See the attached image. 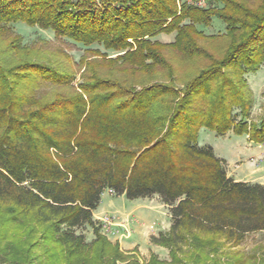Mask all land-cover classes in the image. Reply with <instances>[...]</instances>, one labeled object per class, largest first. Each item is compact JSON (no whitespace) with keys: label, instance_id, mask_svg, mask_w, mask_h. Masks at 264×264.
Listing matches in <instances>:
<instances>
[{"label":"trees","instance_id":"obj_1","mask_svg":"<svg viewBox=\"0 0 264 264\" xmlns=\"http://www.w3.org/2000/svg\"><path fill=\"white\" fill-rule=\"evenodd\" d=\"M204 1L202 9L187 0H0V25L23 23L96 55L115 53L109 62L133 73L164 69L172 77L163 45L154 40L160 34L175 32L170 46L205 57L192 36L217 18L229 41L223 56L208 58L180 96L169 84L137 91L105 78L99 61L81 59L85 69L75 88V75L60 66L31 59L7 66L1 56L26 49L16 35L0 53V206L31 227L25 264L39 247L44 260L38 264L126 260L101 237L93 218L106 190L128 200L156 196L167 209L168 231L150 242L169 249L170 263L152 257L147 264H189L176 253L197 235L238 246L248 234L264 232V185L228 177L212 147L198 145L202 128L264 144V117L248 121L253 103L243 79L264 63V4ZM88 228L94 236L89 243ZM30 230L32 237L41 230L37 243Z\"/></svg>","mask_w":264,"mask_h":264},{"label":"rangeland","instance_id":"obj_2","mask_svg":"<svg viewBox=\"0 0 264 264\" xmlns=\"http://www.w3.org/2000/svg\"><path fill=\"white\" fill-rule=\"evenodd\" d=\"M99 1L96 0L97 4ZM236 1L252 8L264 4V0ZM187 2L189 5L202 9L208 7L204 0H187ZM0 27L1 54L5 53L4 51L12 44L17 34L22 37V44L26 48L16 55L5 54L1 56L7 66L26 59L60 66L59 68L67 69L75 75V80L72 82V86L75 88L85 69L84 64L80 63L81 59L88 63L99 61L101 65H98V73L105 78L120 82L122 85H131L137 91L148 84H169L173 85L180 96L184 85L209 65L210 60L208 58L218 60L223 56L229 42L225 34V24L217 18H212L209 27L199 26L198 29L202 33L192 36L193 44L205 51V57H189L182 54L177 47L170 46L174 43L175 32L156 36L154 40L163 45L161 54L172 71L170 78L164 69H158L156 72L147 74L133 73L127 67L123 68L124 66L117 65V62L115 64L109 62L112 61L109 59L116 58L115 53L107 52L108 57L96 55V53L85 51L86 47L78 43L55 36L50 30L31 27L23 23L10 26L0 25ZM90 48L105 52L97 45ZM243 77L247 85L248 95H250L253 103L248 121L256 124L264 117V63L256 72L247 73ZM46 90L50 91L46 87L41 88V91ZM198 145H208L212 147L217 156L227 157L229 163L222 160L228 177L233 178V171H239V174H242L241 176L236 175L239 178H244V180L255 179L258 183H264V147L257 148L256 145L258 144L250 142L246 135L237 136L232 132H227L220 136L211 130L202 128L198 133ZM3 209L0 206V251L2 248L6 250L2 254L0 252V264H9V262L10 264H25L26 261L23 256L25 236L31 227L26 220L10 217L2 211ZM116 211L121 213L133 212L134 221L131 220L130 237H122V234H127V227H125L127 229L124 233L121 232L117 235L113 234L109 224H104L105 219L110 220L111 216L117 214ZM93 218L99 224L102 223L100 224L101 237H104L111 249H116L125 257L126 260L117 261L116 264H127L130 260L136 264H147L152 257L164 263H170L169 249L150 242L151 236H158L159 233L167 232L170 226L167 209L156 196L148 199L128 200L124 196H114L112 192L106 190L102 194L99 207L93 213ZM39 231L41 233V230ZM31 233L33 232L30 230ZM35 233L36 235L33 234V237L31 234L32 243H37L38 234H40L38 231ZM84 234L86 242L89 243L93 240L94 236L91 229H86ZM196 239L197 242L191 238L185 244L180 245L181 249L178 254L176 253V257L189 262V264H195L196 261H199L198 264H258L253 261V256L257 259H264V232L248 234L238 246L226 243L220 236L197 235ZM196 244H200L199 248L200 246L201 248H197ZM29 255L28 264H38L40 260H44L40 247L32 250Z\"/></svg>","mask_w":264,"mask_h":264},{"label":"crops","instance_id":"obj_3","mask_svg":"<svg viewBox=\"0 0 264 264\" xmlns=\"http://www.w3.org/2000/svg\"><path fill=\"white\" fill-rule=\"evenodd\" d=\"M256 147L258 148V147H264V146H263V144H258V145H256ZM217 157L220 158V159H223V160L228 161L227 160V157H225V158L224 157H221V156H217ZM228 163H229V161H228ZM235 172L233 171V175H234L233 178H234L235 181H238V182H251V183L256 182L255 179H253V180H244V178H239L237 176H241L242 174H239V171H235ZM237 174H239V175H237ZM256 183H258V182H256ZM258 184L264 185V183H262V182H259ZM116 212H117V214L115 216H111V219L112 220L110 219L109 228L112 230L113 234H117V235L119 233H121V232L124 233L125 230L128 228L127 229V234H125V233L122 234V237H124V238L130 237V230L129 229H130V226H131V220L134 221V217L132 215L133 212L132 211L131 212H126V213H121L119 211H116ZM100 224H102V223H100ZM107 227H108V225H107ZM125 227H127V228H125Z\"/></svg>","mask_w":264,"mask_h":264},{"label":"built area","instance_id":"obj_4","mask_svg":"<svg viewBox=\"0 0 264 264\" xmlns=\"http://www.w3.org/2000/svg\"><path fill=\"white\" fill-rule=\"evenodd\" d=\"M111 192V191H110ZM106 221H104L105 223L104 224H109L110 223V220L109 219H105Z\"/></svg>","mask_w":264,"mask_h":264}]
</instances>
